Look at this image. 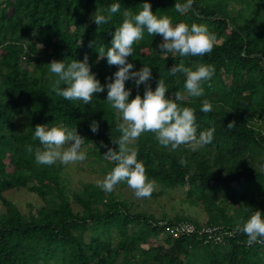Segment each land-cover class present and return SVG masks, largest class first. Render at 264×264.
Wrapping results in <instances>:
<instances>
[{
  "label": "trees",
  "instance_id": "16d2710c",
  "mask_svg": "<svg viewBox=\"0 0 264 264\" xmlns=\"http://www.w3.org/2000/svg\"><path fill=\"white\" fill-rule=\"evenodd\" d=\"M177 2L186 0H0V264H264V245L231 234L238 222L264 212V0H195L183 15L174 9ZM115 3L121 10L108 24L96 25L92 17L98 8L106 15L103 10ZM144 3L174 25L205 24L217 36L210 54L164 57L158 49L163 38L145 29L128 58L133 71L151 68L153 91L162 78L169 98L177 91L185 96L178 103L195 109L197 135L215 129L213 142L195 151L164 148L154 133L129 145L138 149V160L155 181L153 197L177 191L181 196L173 205L200 208L204 219L193 218L184 206L173 215L138 209L139 200L125 197L126 183L111 193L99 187L102 180L73 187L68 165L35 161L41 147L33 139L36 125H64L85 139L87 171L106 176L114 168L103 156L109 148L118 150L112 139L121 136V121L106 101L107 88L91 104L65 100L51 91L57 77L47 65L83 61L87 54L92 73L106 85L118 68L99 59V47H111L124 11L138 14ZM181 60L193 70L197 64L215 66L202 85L203 96L187 93L183 74L169 75ZM126 89L132 91L129 100L146 91L131 80ZM205 99L213 107L207 114L201 111ZM94 121L97 133L91 130ZM29 144L32 153L26 151ZM13 189L35 193L41 203L34 208L29 203L23 212L4 196ZM185 221L197 231L173 236L166 230Z\"/></svg>",
  "mask_w": 264,
  "mask_h": 264
},
{
  "label": "clouds",
  "instance_id": "9594fccd",
  "mask_svg": "<svg viewBox=\"0 0 264 264\" xmlns=\"http://www.w3.org/2000/svg\"><path fill=\"white\" fill-rule=\"evenodd\" d=\"M194 2L195 0L177 2L174 9L183 15L193 10ZM141 8L135 15L126 9L125 19L122 25L116 28L111 47L106 48L103 44L99 47V59L106 57L109 66L118 68L114 79L108 77L109 82L106 85H102L92 73L87 54L83 61L54 60L47 66L50 73L57 77L51 89L57 96L69 101L91 104L95 94L103 93L107 88L106 101L116 111L118 118L122 117L123 123L117 126L121 136L119 139H112V143L118 144L119 148H109L103 156L104 159L114 162L115 166L98 182L99 187L111 193L117 185L126 183L137 198H151L155 181L149 180L145 164L138 160V149L129 145L144 133H154L159 145L164 148L170 147L175 151L181 146H188L195 151L213 142L215 129H208L197 135L195 109L181 107L178 103L183 102L185 96L177 91L169 98V89L162 78L153 91L150 83L153 79L152 70L148 66H144L140 71H133L135 65L128 62V58L134 53L133 45L143 39L146 29L149 36L159 35L163 38V42L158 46L162 56L178 54L180 57H196L210 54L217 43V36L210 32L205 24L189 25L180 22L174 25L169 16L158 17L154 14L150 3H144ZM120 10L119 3L104 9L106 15L101 14L98 8L92 19L98 26L108 24L113 14ZM195 15L198 16L199 13L196 12ZM95 43L96 41L90 42L89 46L93 47ZM168 71L170 76L183 74L186 77L184 87L187 93L191 97H201L204 95L202 85L212 79L215 66L197 64L193 70L181 60ZM129 80L134 81L137 89L145 85L143 97L137 94L134 99L129 100L132 95L131 89H126V81ZM62 84L66 87H61ZM201 111L205 114L213 111L212 104L207 99L202 101ZM234 125L235 122H232L227 127L231 129ZM91 130L97 133L99 124L94 121ZM33 139H38L41 145L35 149V161L38 165L51 166L60 162L67 166L87 158V152L82 148L85 139L78 134L76 128L64 125L51 128L47 125H36ZM26 151L32 153V145H27ZM180 163L186 165L187 161L182 158ZM235 233L245 234L249 245H264V212L256 210L246 222H238L231 234Z\"/></svg>",
  "mask_w": 264,
  "mask_h": 264
},
{
  "label": "rangeland",
  "instance_id": "374dc122",
  "mask_svg": "<svg viewBox=\"0 0 264 264\" xmlns=\"http://www.w3.org/2000/svg\"><path fill=\"white\" fill-rule=\"evenodd\" d=\"M120 121L121 123H123L122 117L120 118ZM89 158L90 157L87 156L86 159ZM85 160L82 162H77L76 164L68 165L69 167L67 168V170L70 172L71 183L73 187H75V184H78L80 181L96 182L99 180H103L105 177L102 176L101 173L99 174L97 172L87 171V169L85 168ZM115 190H117V187ZM122 190L124 191L126 198L139 200V202H137L140 203L138 204V209L148 208L150 211H153L156 215H160V213L164 211L170 215H173L175 212H179L180 206H184L186 209L185 211H187V213L190 214L193 218H205V214L200 208H196L194 206H186V204L173 205V203H175L176 200H178L181 196V194L177 191H172L169 195H159L158 198H155L153 196H151V198H137L135 196L134 191L130 189L128 185L125 186ZM4 196L14 202L18 206V208L23 212L28 211L29 203L32 204L31 208L37 207L41 203V199L38 197V195H36L35 193L28 192L25 189L9 190L4 192ZM2 208L3 206L0 202V210ZM132 211H135V209Z\"/></svg>",
  "mask_w": 264,
  "mask_h": 264
},
{
  "label": "built area",
  "instance_id": "2783aa9c",
  "mask_svg": "<svg viewBox=\"0 0 264 264\" xmlns=\"http://www.w3.org/2000/svg\"><path fill=\"white\" fill-rule=\"evenodd\" d=\"M216 228H206L205 231L212 233ZM166 230L173 236H178L180 233L193 234L197 231L196 226L191 222H180L174 226L167 227Z\"/></svg>",
  "mask_w": 264,
  "mask_h": 264
}]
</instances>
